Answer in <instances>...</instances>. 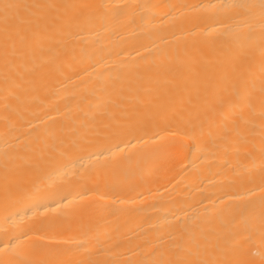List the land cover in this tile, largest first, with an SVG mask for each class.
Instances as JSON below:
<instances>
[{"label": "bare ground", "instance_id": "1", "mask_svg": "<svg viewBox=\"0 0 264 264\" xmlns=\"http://www.w3.org/2000/svg\"><path fill=\"white\" fill-rule=\"evenodd\" d=\"M260 3L0 0V246L264 264Z\"/></svg>", "mask_w": 264, "mask_h": 264}, {"label": "snow or ice", "instance_id": "2", "mask_svg": "<svg viewBox=\"0 0 264 264\" xmlns=\"http://www.w3.org/2000/svg\"><path fill=\"white\" fill-rule=\"evenodd\" d=\"M7 7H12L10 5L6 6ZM36 8H55L57 7L56 5H34ZM211 7L215 8L217 5L213 4ZM222 8H239V9H245L247 11H251V9L254 7L253 5H246V4H225L221 6ZM260 15L262 18H264V0H261L260 3ZM7 19V16H6ZM7 32V30H6ZM238 39L243 38L241 36L237 37ZM9 39V37L6 35V41ZM262 71H264V65H262ZM262 104H264V101H262ZM8 177L5 176V180L7 181ZM73 188H74V183L72 181H68L67 184L64 186L63 190L66 191V195H62L61 199L62 200H67L69 203H71V200L74 197L73 193ZM192 240L193 243L195 244V229L192 230ZM22 240H15V241H10L8 244L0 246V253L4 252L6 249L9 250V254L13 257L12 259H0V264H37L36 261H33L28 258V253L26 250L22 247ZM197 247H199L197 245ZM40 264H51V262L48 261H42ZM59 264V262H57ZM80 264H100L99 261H94V260H88V261H81ZM187 264V262H185ZM195 264H209L208 261H203V260H197ZM238 264H243V262H238Z\"/></svg>", "mask_w": 264, "mask_h": 264}]
</instances>
